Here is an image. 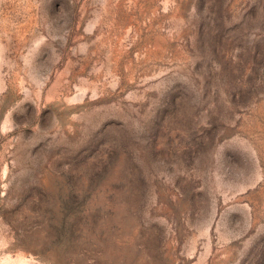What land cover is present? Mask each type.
<instances>
[{
	"label": "rangeland",
	"instance_id": "obj_1",
	"mask_svg": "<svg viewBox=\"0 0 264 264\" xmlns=\"http://www.w3.org/2000/svg\"><path fill=\"white\" fill-rule=\"evenodd\" d=\"M0 264H264V0H0Z\"/></svg>",
	"mask_w": 264,
	"mask_h": 264
}]
</instances>
